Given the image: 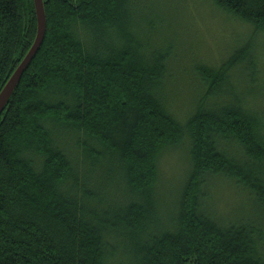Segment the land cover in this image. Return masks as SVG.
Here are the masks:
<instances>
[{"label":"trees","instance_id":"obj_1","mask_svg":"<svg viewBox=\"0 0 264 264\" xmlns=\"http://www.w3.org/2000/svg\"><path fill=\"white\" fill-rule=\"evenodd\" d=\"M208 1L249 34L174 69L137 0H43L0 116V264H264V0ZM36 34L0 0V93Z\"/></svg>","mask_w":264,"mask_h":264},{"label":"rangeland","instance_id":"obj_2","mask_svg":"<svg viewBox=\"0 0 264 264\" xmlns=\"http://www.w3.org/2000/svg\"><path fill=\"white\" fill-rule=\"evenodd\" d=\"M137 2L139 6L144 5L142 16H146L150 12L151 14L147 18L137 19L134 15L135 25L139 26L138 24L143 23V20L152 18L158 21L157 28L151 29L153 33L148 37V41L152 46L161 40L174 43L176 61L178 62V64H172L174 69L175 67L178 69V66L181 65L187 66L186 61L183 63L185 53L187 58H192L188 64H193V59L207 63L220 62L228 56L234 46L249 34V31L244 30L243 26L232 23L217 11L208 0H137ZM256 44L259 49L264 51V36L258 37ZM183 81L187 82L186 79L181 78L177 86H180ZM175 104H177L176 107L187 105L186 92L176 91ZM168 161L164 162V165ZM170 168L174 172L176 171V175L174 173L173 176L167 175V180L179 179L177 166L175 167L171 163ZM167 174H169V170ZM228 199V196L220 193L219 200L222 204L219 208L222 207V209L220 208L221 212L228 210L224 205L226 202L230 203L227 201ZM241 202L240 200L239 203Z\"/></svg>","mask_w":264,"mask_h":264},{"label":"water","instance_id":"obj_3","mask_svg":"<svg viewBox=\"0 0 264 264\" xmlns=\"http://www.w3.org/2000/svg\"><path fill=\"white\" fill-rule=\"evenodd\" d=\"M34 7L37 19V34L31 49L12 74L11 78L0 93V116L6 109L14 92L16 91L24 73L29 68L33 59L39 52L46 35L47 20L43 0H34Z\"/></svg>","mask_w":264,"mask_h":264}]
</instances>
